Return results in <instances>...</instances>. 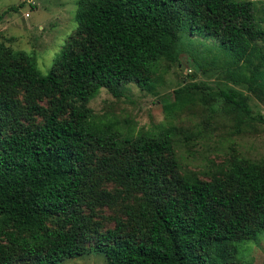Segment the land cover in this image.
Returning a JSON list of instances; mask_svg holds the SVG:
<instances>
[{
	"label": "trees",
	"instance_id": "1",
	"mask_svg": "<svg viewBox=\"0 0 264 264\" xmlns=\"http://www.w3.org/2000/svg\"><path fill=\"white\" fill-rule=\"evenodd\" d=\"M75 20L92 42L78 52L66 46L56 69L46 74L27 52L0 43V237L8 241L7 247L0 242V264H59L94 251L104 253L107 264H228L237 243L264 233V166L232 162L230 188L196 176L171 180L163 154L172 151L175 126L122 138L98 127L88 103L101 88L120 97L127 83L150 85L159 62H177L185 42L196 36L215 40L216 53L235 67L231 78L264 96V27L253 1L78 0ZM18 87L58 97L41 124H15L6 132L5 122L15 112L9 95ZM202 90L239 117L250 116L240 90ZM66 109L69 116L61 120ZM93 148L121 157L112 177L143 193L144 201L135 212L128 209L136 215L138 235L123 236V223L116 220L93 246H84L92 230L80 210L84 189L93 186L87 167ZM101 163L106 167L107 159ZM50 218L54 228L47 226ZM12 247L21 261L13 260Z\"/></svg>",
	"mask_w": 264,
	"mask_h": 264
},
{
	"label": "rangeland",
	"instance_id": "2",
	"mask_svg": "<svg viewBox=\"0 0 264 264\" xmlns=\"http://www.w3.org/2000/svg\"><path fill=\"white\" fill-rule=\"evenodd\" d=\"M252 1L255 16L264 27V0ZM77 3L78 0H0V43L9 50L27 52L42 74L56 69L55 59L62 49L70 44L78 52L92 42L88 31L78 28L75 20ZM10 6L18 8L3 13ZM190 38L191 43L185 42L177 62L165 59L159 62L150 85L143 86L135 81L127 83L120 97L101 88L88 106L100 129L109 128L122 138L154 132L158 129L156 126H175L179 132L172 143V151L163 154L170 162L165 165L172 168L168 175L170 179L186 175L205 182L218 179L228 183L230 188L232 162L254 161L264 166V96L257 97L244 84L231 78L229 69L235 67L228 57L216 53L215 40ZM191 84H198L199 88ZM186 85L188 88L183 93L175 92ZM206 86L243 92L251 109L250 116L239 117L224 100L210 95L211 91L202 90ZM57 97L58 94L49 96L36 89L26 93L18 87L9 95L14 101L15 112L5 122L4 130L9 132L15 124L21 128L41 124ZM69 112V109L64 110L59 118H68ZM103 158L107 159V169L101 163ZM87 159L93 186L90 190L84 189L80 211L92 230L83 245L93 246L101 233L114 228L116 220L123 223V236L134 231L136 215H129L128 209L135 212L144 201V194L127 189L112 177L114 168L121 165V157L115 156L112 150L93 148ZM47 226L54 228L55 218H50ZM0 242L8 246L4 237H0ZM11 249L13 260L21 261L20 252L14 247ZM59 264L107 262L104 253L94 251ZM228 264H264V233L237 243Z\"/></svg>",
	"mask_w": 264,
	"mask_h": 264
},
{
	"label": "crops",
	"instance_id": "3",
	"mask_svg": "<svg viewBox=\"0 0 264 264\" xmlns=\"http://www.w3.org/2000/svg\"><path fill=\"white\" fill-rule=\"evenodd\" d=\"M86 255H87V254H86ZM63 261H64V260H63ZM63 261H62V262H63ZM60 263H61V262H60Z\"/></svg>",
	"mask_w": 264,
	"mask_h": 264
}]
</instances>
